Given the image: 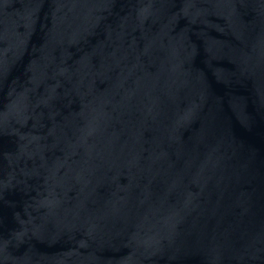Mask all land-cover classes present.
Returning a JSON list of instances; mask_svg holds the SVG:
<instances>
[{"label": "water", "instance_id": "obj_1", "mask_svg": "<svg viewBox=\"0 0 264 264\" xmlns=\"http://www.w3.org/2000/svg\"><path fill=\"white\" fill-rule=\"evenodd\" d=\"M0 264H264V0H0Z\"/></svg>", "mask_w": 264, "mask_h": 264}]
</instances>
